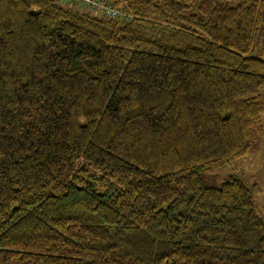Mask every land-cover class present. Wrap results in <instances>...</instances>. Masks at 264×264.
I'll use <instances>...</instances> for the list:
<instances>
[{"label":"trees","instance_id":"obj_1","mask_svg":"<svg viewBox=\"0 0 264 264\" xmlns=\"http://www.w3.org/2000/svg\"><path fill=\"white\" fill-rule=\"evenodd\" d=\"M114 6L0 0V264H264L262 0Z\"/></svg>","mask_w":264,"mask_h":264},{"label":"rangeland","instance_id":"obj_2","mask_svg":"<svg viewBox=\"0 0 264 264\" xmlns=\"http://www.w3.org/2000/svg\"><path fill=\"white\" fill-rule=\"evenodd\" d=\"M64 6L72 5L79 9V7L70 4L64 0H58ZM114 5V0H104ZM234 3V1L230 2ZM120 7V6H119ZM264 44V0H262L261 8V23L255 34L253 53L259 55ZM264 93V91H263ZM264 96V95H263ZM242 174L246 182L255 186V199L258 211L264 217V113L261 115L260 124L257 127L251 140V148L249 154L230 165L219 167L213 170H206L202 172L206 185L222 186L224 181L228 180L231 174Z\"/></svg>","mask_w":264,"mask_h":264},{"label":"built area","instance_id":"obj_3","mask_svg":"<svg viewBox=\"0 0 264 264\" xmlns=\"http://www.w3.org/2000/svg\"><path fill=\"white\" fill-rule=\"evenodd\" d=\"M80 7L87 8L95 14H101L108 17H124L126 13L118 7L110 4L107 0H64Z\"/></svg>","mask_w":264,"mask_h":264},{"label":"water","instance_id":"obj_4","mask_svg":"<svg viewBox=\"0 0 264 264\" xmlns=\"http://www.w3.org/2000/svg\"><path fill=\"white\" fill-rule=\"evenodd\" d=\"M227 116H228V113H226L225 117H227Z\"/></svg>","mask_w":264,"mask_h":264}]
</instances>
